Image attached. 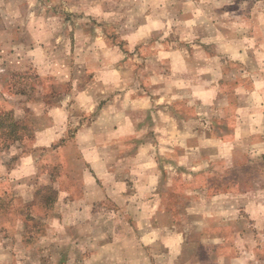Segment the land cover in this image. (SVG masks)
<instances>
[{
  "label": "rangeland",
  "instance_id": "rangeland-1",
  "mask_svg": "<svg viewBox=\"0 0 264 264\" xmlns=\"http://www.w3.org/2000/svg\"><path fill=\"white\" fill-rule=\"evenodd\" d=\"M120 2L127 5L122 11L129 15L118 23L109 24L99 17L88 16L89 23L79 26L88 37L84 49L87 50L89 45L96 47L97 67L102 71L84 68L81 83L75 86L74 99L68 100L73 93V85L68 82L48 83L44 91L37 94V89L44 87L46 80H57V69H53L57 75L49 77H41L38 72L34 76L13 73L11 85L30 89L29 102L38 100L47 117L54 108L60 109L61 135L66 131L71 135L83 126L78 123L85 121L86 115L92 117L93 113L103 111L102 119L107 124L104 148L112 150L111 155L106 154L104 158H107V170L112 176L104 179L103 172L95 176L90 170L92 162L85 151L93 146L84 147L82 154L74 147L64 150L67 137L55 140L56 145L49 149L29 154L35 142L31 138L28 119L17 118V109L11 102L0 104V153L9 157L4 163L7 175L0 173V264H32L36 254L47 259L46 264H50V259L51 264H81L87 252H84L86 240L82 244L80 240L104 229L107 230V244L115 238L121 249L134 253V243L130 238H121L117 231L130 228L142 231L147 221L128 219L129 215L122 213L125 208L112 207L116 205L107 196V201L97 207L101 213L106 212L108 218L98 219L96 211V218H91L86 227L81 228L84 220L70 219L69 208L74 209V205L67 207L66 200L80 197L83 189L79 184H71L70 178L79 183L77 180L82 179V174L89 172L91 183L103 185L104 190L112 193L110 195L123 191L131 193L134 188H125L121 192L115 185L122 178L128 180L131 176L140 183L145 179L137 176V171L147 169V165L148 169H153L152 164L155 169L153 192L158 198L155 206L159 213L164 208L171 216L170 221L186 232L187 244L194 247L196 241L198 243V236L193 234L195 228L197 232L201 229L206 233L216 232L217 238L227 240L230 248L229 244L239 238L228 234L236 215L239 229L245 218L244 222L248 223L245 227L251 231L249 241H240V244L252 245L249 262L245 264H263L264 248L262 250L260 244L264 247L261 242L264 228L260 230L257 221L259 208L264 209L263 150L258 148L256 140H247L246 125L240 121L235 125L234 119L242 116L243 110L248 112L247 101L251 103L252 115L258 110L253 108L252 105H258L253 102L264 101V32L228 21L213 22L214 27L210 28L200 23L202 10L196 7L200 0ZM242 2H222L220 8L213 10L214 14L240 17L247 13L246 18H250L254 2L244 10L240 7ZM30 3L31 0H3L0 34L12 36L23 32L19 43L31 42L35 53L30 27L16 22L23 18ZM17 10L21 14L19 18L13 15ZM154 13L163 14L166 19L155 18ZM76 15L83 19L85 13ZM96 28L101 29L99 34ZM70 39L75 53V32L70 33ZM110 49H116V52L112 53ZM38 58V54L33 56L34 61ZM32 71L35 72L34 66ZM89 86H92L95 98L89 95ZM256 86L263 91L252 93L251 89ZM7 95V92L0 93V98L6 100ZM211 97L215 107L212 114L211 105L204 102L213 100ZM65 100H68L67 105ZM73 104L76 109L66 115L67 108ZM29 111L33 112V109L24 110L25 113ZM115 111L122 113L121 119L114 118ZM102 126L100 124V129ZM254 127L258 131V126L251 125L252 129ZM118 133H122L121 138H116ZM212 135L217 140L207 138ZM224 142L229 144L227 149L223 147ZM145 147L154 149V153L149 156L136 154V149ZM215 148L219 150L216 156ZM197 149H204V153L195 154ZM181 150L187 154L178 155ZM210 151L212 154H207ZM34 154H39L37 170L31 168L30 171L25 165L22 168V161L26 159L31 160L32 166L30 156ZM124 161H132L131 166L116 164ZM92 166L95 171H100L96 164ZM26 180L37 185L46 182L49 186L37 188L35 203L23 206L22 181ZM249 181L256 198L244 203L237 197L248 190ZM124 185L128 184L124 182ZM143 191L139 188L140 196L144 195ZM25 193L23 198L30 196L28 190ZM89 193L94 195L92 190ZM258 196H263L261 201ZM59 198L62 201L60 209L65 210L61 216L58 208L53 211ZM142 207L145 209L143 204L139 205L140 210ZM139 213L143 215L144 211ZM158 223L162 225L165 220L158 219ZM205 237L202 235V239ZM110 250L104 248L108 263L112 256ZM234 254L232 251L230 258ZM237 254L242 255V252ZM200 255H204L202 250Z\"/></svg>",
  "mask_w": 264,
  "mask_h": 264
},
{
  "label": "crops",
  "instance_id": "crops-1",
  "mask_svg": "<svg viewBox=\"0 0 264 264\" xmlns=\"http://www.w3.org/2000/svg\"><path fill=\"white\" fill-rule=\"evenodd\" d=\"M35 67V65H33ZM254 91L256 92H261L263 91L260 89V87L256 86L251 89V92L253 93ZM213 98V97H211ZM203 100V99H202ZM208 102V104L211 105L210 107V113L212 114L215 110L214 107V98L213 100L210 101H204ZM33 106L30 108H25V109H33V112H28L29 116L26 115L23 118L28 119V124L30 127V130L32 132L31 138L33 139V144L32 147H30V153L36 152V151H42L44 149H49L51 146L56 145L54 143L55 140H61L64 138H68V141L66 142V146L64 150L71 149L74 147V149H77L78 153L82 154L84 153L85 148L84 147H90V149H87L85 151L86 155H88V160H91L92 164L90 163V170L94 172V175H99L101 172L104 173L103 178H111L112 173L107 170V158H104L106 154H110L112 150H108L105 147V140L107 139V134L105 133L107 130V124L104 121L103 115L104 113H93L94 116L91 117V115H86V120L85 121H79L83 126L72 132L71 135H69L68 131H66V134L61 135L59 133V130L62 129L61 125V119L62 117L60 115V109L59 108H54V111L49 117L46 116L44 106L41 105L38 100L34 102H30ZM258 105H252L253 108H257L256 112H254V115H252L251 111V103L249 101L246 102L247 104V109L248 112H244L242 116H237L234 119V124L236 125L237 121H240L246 125V131H247V140L254 139L256 140V143H258V148L262 151V156H264V101L258 100L256 102ZM138 104V103H137ZM227 106H230V102L226 103ZM138 106V105H137ZM225 106L227 109L228 107ZM91 108H93L91 106ZM24 109V110H25ZM87 114L89 113L88 109H84ZM91 112V111H90ZM246 114V116H245ZM115 119H121L122 118V113L121 112H114L113 113ZM84 116V115H83ZM53 117V118H52ZM100 124H102V129H100ZM251 125L253 126H258V131L251 128ZM96 127V128H95ZM98 127V128H97ZM113 130V128H112ZM252 135V137H251ZM110 136V135H109ZM122 133H118L116 138H121ZM197 138V135H196ZM210 140H217V137L215 136H208ZM199 139V138H198ZM227 139H225L226 141ZM103 143L104 146L101 144ZM229 144L227 142H224L223 147L224 149H227ZM194 152L195 154H203L204 149H197ZM198 151V153H197ZM248 151V150H246ZM136 154L138 155H143L146 154L147 156L152 155L154 153V149H150L148 147L145 148H138L135 150ZM215 156L219 154L218 148H215ZM229 153V150H227ZM187 151L185 152H179L178 155L183 156L186 155ZM209 155L212 154L210 151L207 153ZM35 155V154H34ZM32 155V156H34ZM248 155V154H247ZM31 157V156H30ZM95 157V158H92ZM247 157V156H246ZM235 161V160H233ZM28 163V164H27ZM31 160L26 159L22 161V168L23 166H28L29 170L31 171V168L34 169V171L37 170L36 166L33 167V160H32V166H31ZM96 164V168L100 169L99 172L94 170V167L92 165ZM117 165L121 166H131V162L124 161L121 163H116ZM136 165V162L133 164ZM153 169H148L149 166L147 165V169H141L140 172L137 171V176L141 175L143 179L139 183L138 181H135L136 178H129L126 180L125 178H122L120 182H115L117 183L115 186L121 189V192L125 190V188H131L135 189L131 193H127V191H123L122 193H113L114 195H110L112 193L107 192L104 190L105 187H102L99 184L91 183L89 177H91V174L84 173L82 174V179H78L77 182L75 183L73 178L71 179V184H79L81 185L83 191L82 195L78 198L72 197V199H67L66 200V205L67 207L70 205H74V209L69 208V216L71 217L70 219L72 220H84L81 223V228H85L86 224L89 222L91 218H96L94 216V213L97 211V217L98 219H107L108 215L107 213L103 211V213L100 212V208L97 206L100 205L102 202L107 201V198L109 197L112 202L116 206L112 207H124L125 211H122L123 214L129 215L127 218L128 219H144L147 221L146 227L142 231H138L139 229H132L130 230H120L117 231L119 232V235L121 238H130L131 242L134 243L136 246V251L133 253V251H128V250H123L121 249L118 244L116 243V239L114 238L111 241H108L106 243L107 239V230H100L98 231L97 234L92 235H86L83 236L82 239L80 240L81 244L86 240L85 242V248L84 252L86 253V256H84L81 261V264H131L132 261L135 260H140V259H146L148 264H156V259L157 257L160 258H166V264H211L212 260L215 258V254L218 252V246L212 245L208 246L205 244V239H202V235H205L206 237L211 235L213 239H218L217 238V233L216 232H208L204 229H201V231H198L194 228V235L198 236V243L196 241L194 247L192 245L187 244L186 240V232H183L179 226L177 227L176 224L170 221L171 216H169L167 212H165V209L163 208V212L159 213V208L155 206V201L157 196L153 192L154 188V174H155V169L154 165L152 164ZM169 169L171 167H164V169ZM84 171V169H83ZM27 181V182H26ZM22 181V205L27 206L29 204L35 203V200L37 198V195H35L36 191L38 190L37 188H40V186H49L48 183L43 182L41 184H38L35 182H31V180H26ZM124 182L127 183L128 185L125 186ZM250 181L248 182V190L244 191L241 196L237 197L243 200L244 203H250L253 198H256L254 196V192H251V185L249 184ZM33 184V185H32ZM256 184H259L256 182ZM256 187V185L254 186ZM57 190V187L54 186ZM124 188V189H123ZM139 188H143L144 193L143 196H140L139 193ZM27 190L30 193V196L27 198H23V195L27 192ZM94 192V195H91L92 193L89 192ZM58 191V190H57ZM106 191V192H105ZM108 196V197H107ZM258 201H261L263 196H258ZM143 204L145 206V209L142 207L143 210L139 209V205ZM62 205L61 199H57L53 211H55L56 208H58V213L61 216L62 212H65L62 208L60 209V206ZM130 205L131 209H130ZM137 205V207H135ZM91 211L93 214H91ZM139 211H144L143 215L139 213ZM121 213V212H120ZM141 214V216H140ZM186 215V214H185ZM264 209L259 208V217L257 218L258 221V226L260 230L261 228H264ZM32 216V215H31ZM32 217H37V216H32ZM106 217V218H105ZM119 217V216H118ZM249 218V217H248ZM158 219L165 220V223L160 225L158 223ZM235 220L230 223V227L228 229V234L236 235L239 238H236V240L232 241L229 246L235 253L234 256H232L230 259L235 261V264H245L249 262V257L250 253H252V245L250 243H243L240 244V241H249L250 237V229L245 227L247 226L248 223H245L243 218L242 225L243 227L239 229L238 227V217L235 215ZM173 220V218H172ZM210 221V225H211ZM174 225V226H173ZM213 226V225H212ZM75 229V227H73ZM211 230V227H210ZM187 231V230H186ZM193 231V230H192ZM24 232V231H23ZM75 232V231H71ZM84 232V231H83ZM123 232V233H121ZM261 232V231H260ZM115 233V232H114ZM192 235V233H190ZM75 235V234H74ZM98 237L96 238V236ZM118 235V234H117ZM102 236V237H101ZM241 237L244 239L242 240ZM79 240V238H78ZM121 241V239H119ZM247 247H246V246ZM134 246V247H135ZM23 247H25V244L23 243ZM211 247V251L209 248ZM261 249L263 250V246H261ZM104 248H111L110 253H111V261L108 263V261H105L107 257L104 255ZM240 248V249H239ZM37 251V248L34 249ZM201 250L204 252V255L201 256ZM239 251L242 252V255L237 254ZM40 254H36L35 260L32 261V264H46L47 259H41ZM246 255V256H245ZM97 260L96 262H93L92 260ZM263 262H264V256H262ZM52 259H50V264H51ZM264 264V263H263Z\"/></svg>",
  "mask_w": 264,
  "mask_h": 264
},
{
  "label": "clouds",
  "instance_id": "clouds-1",
  "mask_svg": "<svg viewBox=\"0 0 264 264\" xmlns=\"http://www.w3.org/2000/svg\"><path fill=\"white\" fill-rule=\"evenodd\" d=\"M222 2L232 3L233 0H200L196 7L201 9L200 23L208 25L210 28L215 24H220L222 21L235 23L238 26L256 27L259 31L264 32V0H243L240 7L246 9L249 4L254 2L250 18L245 16L235 17L228 16L226 13L223 17H217L214 14V9L220 8ZM3 0H0V4ZM127 7L120 0H31L27 6L22 19H17V23L22 26H28L31 30L32 40L35 41V53L31 42L24 44L19 43L23 32L7 36L0 34V93L7 92V99L0 98V104L11 102L17 109V118L24 117L28 113L24 112L25 108H30L33 105L29 102L31 90L24 88L23 85H11L13 73H29L34 76L36 72L41 77H49L57 75L53 69L58 70L56 81H45L42 88L37 89V94L44 91L48 83L68 82L73 85V93L68 96V100L75 98L76 85L81 83L82 70L87 68L90 71H102L97 67L98 52L94 45H89L87 50L84 49V44L88 37L84 36L80 25L89 23L87 17H99L101 20L109 24L118 23L124 17L129 15V12L122 11ZM56 8V11L53 9ZM85 13L83 19L77 18L76 14ZM16 17H20V12L17 10L13 13ZM157 19H166L163 14H153ZM259 21L257 24L256 22ZM227 26V25H225ZM96 33L101 32L100 28L95 29ZM75 32L77 38L76 51L73 53L70 33ZM11 50V51H10ZM112 53L116 49L109 50ZM38 54V59L33 60V56ZM35 64V72L32 71V66ZM107 67V64H105ZM27 83V82H26ZM6 85L9 86L6 88ZM89 95L95 98V92L92 86L88 88ZM27 92L28 94H23ZM68 100L64 104H68ZM94 106V105H93ZM73 104L67 108L66 115L76 109ZM15 151V146H13ZM0 173L7 175V169L4 163L8 160V154L0 153ZM33 167L39 163V154L31 156ZM205 244L208 246H218V252L211 264H235L234 260L230 259L232 249L227 247L228 241L224 238L213 239L211 235L205 237ZM264 243V237H262ZM211 251V247L209 248ZM131 264H148L146 259L132 261ZM156 264H166V258L157 257Z\"/></svg>",
  "mask_w": 264,
  "mask_h": 264
}]
</instances>
